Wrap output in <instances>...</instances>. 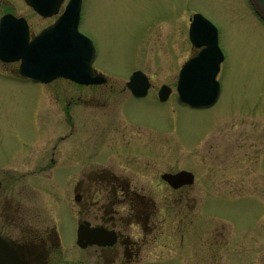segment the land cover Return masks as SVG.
<instances>
[{
	"label": "rangeland",
	"instance_id": "obj_1",
	"mask_svg": "<svg viewBox=\"0 0 264 264\" xmlns=\"http://www.w3.org/2000/svg\"><path fill=\"white\" fill-rule=\"evenodd\" d=\"M193 14L217 28L224 55L217 76L221 92L207 109L176 103L177 74L192 54L187 30ZM79 31L96 40L93 67L118 77L114 82L119 87L125 80L121 78L136 69L151 80L152 96L161 84L172 87L165 104H153L152 98L148 99L151 105L148 101L131 104L144 109L139 119L154 120L164 134L175 137V144L162 145L158 171L188 169L195 174V182L209 187L195 195L193 222L181 228L183 244L164 246L188 249L200 263L202 254L194 248L204 245L206 236L213 241L223 238L222 253L215 252L221 255L217 264H264V228L260 226L264 221V21L248 0H82ZM61 86L58 81L48 85L49 104L61 102L50 94ZM44 99L39 85L0 80L2 162L12 155L40 152L46 136L59 134V114ZM41 179L48 181L51 199L60 197L59 176H33L28 182ZM156 193L159 198L169 195L165 190ZM62 214H58L60 242L72 254L75 226Z\"/></svg>",
	"mask_w": 264,
	"mask_h": 264
},
{
	"label": "flooded vegetation",
	"instance_id": "obj_2",
	"mask_svg": "<svg viewBox=\"0 0 264 264\" xmlns=\"http://www.w3.org/2000/svg\"><path fill=\"white\" fill-rule=\"evenodd\" d=\"M67 2L58 1L56 13L43 16L25 0H0V22L6 21L5 26H13L10 21L24 19L31 41L55 23L65 11ZM91 40L95 49L93 75L100 83L83 85L62 77L48 83H34L19 74V62L0 59V80L39 85L45 93L46 106L59 114V134L51 138L46 136L42 151L20 157L12 155L4 162L0 159V253L4 243L6 249L24 264H169L171 261L176 264H217L221 255L215 252H221L225 247L223 238L213 241L206 236L204 245L193 246L202 254L200 263L190 257L188 249L164 246L175 242L183 244L185 231L181 228L193 222L192 212L198 202L195 195L209 187L195 182V174L188 169L158 171L162 145L174 143L175 137L164 134L165 130L154 120L139 119L138 115L144 114V109L141 105L134 107L131 104L132 101L146 102L149 98L153 104H165L172 87L161 84L154 97L151 80L146 76L149 84L146 94L134 96L127 83L135 70L121 78L125 80L119 87L114 82L118 77L93 67L97 47L96 40L93 37ZM188 41L192 54L185 61L201 50L191 44L189 37ZM57 81L62 86L50 94L59 96L61 102L49 104L48 85ZM164 85L170 88V93L166 101L160 102L158 91ZM219 87L221 90L220 82ZM180 170L191 172L193 182L173 187L162 179L163 174ZM40 175L59 176L62 182L59 184L60 197L51 199L49 183L45 184L48 181L28 182L33 176ZM159 190H165L169 195L159 198L156 193ZM205 196L204 193L202 200ZM62 212V216L75 226L72 254H68L60 242L59 217ZM84 222L114 233V243L110 246H78L77 229ZM260 226L264 228V221Z\"/></svg>",
	"mask_w": 264,
	"mask_h": 264
},
{
	"label": "water",
	"instance_id": "obj_3",
	"mask_svg": "<svg viewBox=\"0 0 264 264\" xmlns=\"http://www.w3.org/2000/svg\"><path fill=\"white\" fill-rule=\"evenodd\" d=\"M60 0H25L36 12L43 16L56 13ZM254 12L264 20V0H248ZM49 2V5H48ZM82 0H68L65 11L54 24L42 30L31 41L28 38V26L24 19L10 21L13 26L0 22V59L19 62L18 72L32 82L48 83L58 77L79 84L100 83L93 75L92 63L95 49L91 39L78 30ZM191 44L201 48L198 54L183 63L180 68L176 92L177 102L195 109L212 107L220 93L216 76L224 60L218 46L216 27L200 14H194L188 29ZM127 87L136 97H142L149 88L146 75L140 70L134 71ZM170 88L161 86L159 101H166ZM162 179L173 187L193 182V174L180 170L174 174L165 173ZM115 241L114 233L99 227H90L84 222L77 229V245L110 246ZM1 263L24 264L1 244Z\"/></svg>",
	"mask_w": 264,
	"mask_h": 264
}]
</instances>
